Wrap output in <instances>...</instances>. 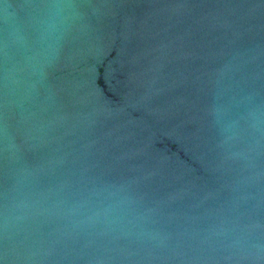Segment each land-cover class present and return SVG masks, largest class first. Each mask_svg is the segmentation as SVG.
Instances as JSON below:
<instances>
[{"label": "water", "instance_id": "1", "mask_svg": "<svg viewBox=\"0 0 264 264\" xmlns=\"http://www.w3.org/2000/svg\"><path fill=\"white\" fill-rule=\"evenodd\" d=\"M0 264H264V0H0Z\"/></svg>", "mask_w": 264, "mask_h": 264}]
</instances>
